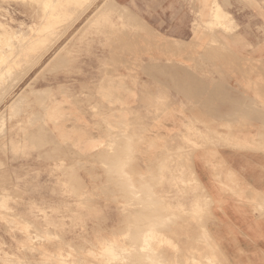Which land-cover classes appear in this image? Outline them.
Instances as JSON below:
<instances>
[{"label": "rangeland", "instance_id": "rangeland-1", "mask_svg": "<svg viewBox=\"0 0 264 264\" xmlns=\"http://www.w3.org/2000/svg\"><path fill=\"white\" fill-rule=\"evenodd\" d=\"M94 1L0 0V264H229L195 162L264 153V0Z\"/></svg>", "mask_w": 264, "mask_h": 264}, {"label": "crops", "instance_id": "crops-1", "mask_svg": "<svg viewBox=\"0 0 264 264\" xmlns=\"http://www.w3.org/2000/svg\"><path fill=\"white\" fill-rule=\"evenodd\" d=\"M220 155L219 168L204 158L195 162L196 175L211 199L213 237L229 264H264V153Z\"/></svg>", "mask_w": 264, "mask_h": 264}, {"label": "bare ground", "instance_id": "bare-ground-1", "mask_svg": "<svg viewBox=\"0 0 264 264\" xmlns=\"http://www.w3.org/2000/svg\"><path fill=\"white\" fill-rule=\"evenodd\" d=\"M27 1V0H26ZM74 1H76L77 3H78V0H36V3L37 4H39V5H42L43 7H44V9H46L45 11L47 12L45 15H46V18H47V21L45 20V22H46V24H44V26H42V27H40L39 29L38 28H36L37 30H35L36 32H39L41 35H39L38 36V38L36 39L37 40V42H38V44L37 45H40V44H42V42L43 41H45V39H46V37H48V34H51V31H53L54 30V27H55V25H56V23L61 19V17H60V15L61 14H63V13H67L68 11V8H69V6L71 5V4H73L74 3ZM23 2V1H22ZM94 2H96V0L94 1ZM93 4V3H92ZM28 6V5H27ZM30 6V5H29ZM23 7V6H22ZM24 9H26V7L24 8ZM23 9V10H24ZM43 9V10H44ZM29 10V9H28ZM39 10V9H38ZM44 11V12H45ZM31 12V11H30ZM38 12V11H37ZM43 12V13H44ZM86 12V11H85ZM26 13H29V12H26ZM4 15V14H3ZM35 15V14H34ZM41 15V14H40ZM43 15V14H42ZM91 16V15H90ZM45 17V16H44ZM43 17V18H44ZM39 20H41V19H39ZM34 21V20H33ZM43 21V20H42ZM61 21V20H60ZM74 21V20H73ZM40 22V21H39ZM44 22V23H45ZM73 23V22H72ZM9 26H10V23H9ZM21 26V25H20ZM58 29V28H57ZM8 30V29H7ZM9 31V30H8ZM12 31V30H11ZM21 31V30H20ZM34 31V30H33ZM32 31V32H33ZM35 33V32H34ZM21 34H22V32H21ZM24 34V33H23ZM5 35H8V34H5ZM19 35V34H18ZM32 35H35V34H32ZM24 36V35H23ZM26 36V35H25ZM11 37H14V36H11ZM10 37V38H11ZM34 37V36H33ZM3 38V37H2ZM5 38H7V37H5ZM9 38V37H8ZM18 38V37H17ZM26 38V37H25ZM29 38H30V36H29ZM32 38V37H31ZM34 39H35V37H34ZM34 39H32V40H34ZM0 40H2L1 39V37H0ZM5 40V39H4ZM12 40V39H11ZM11 40L9 41V43L11 42ZM29 40V39H28ZM27 41V40H26ZM3 41H1L0 42V44L2 43ZM6 42V41H5ZM16 42V41H15ZM14 42V43H15ZM28 42V41H27ZM48 42V41H47ZM9 43H8V45H9ZM7 44V43H6ZM17 44V43H16ZM25 44V43H24ZM44 44V43H43ZM3 45V43L1 44V50H3L2 48H3V46H6L5 45V43H4V45ZM32 46V44L30 43L29 44V46ZM36 45V46H37ZM16 46V45H15ZM48 46V45H47ZM214 46V45H213ZM6 48H7V46H6ZM9 48H10V46H9ZM44 49V48H43ZM6 50V49H5ZM7 50H9V49H7ZM34 51V50H33ZM9 52V51H8ZM22 52V51H21ZM20 52V53H21ZM48 52V51H47ZM2 53V52H1ZM1 53H0V59H2V55H1ZM15 53V52H14ZM38 53V52H37ZM4 54V53H3ZM22 54V53H21ZM20 54V55H21ZM36 54V53H35ZM42 56V55H41ZM19 58H20V56H19ZM27 58V57H26ZM28 59V58H27ZM35 59V58H34ZM34 59H32L33 61H34ZM39 59V58H38ZM37 59V60H38ZM15 60V59H14ZM14 60H12V61H14ZM22 60V59H21ZM11 61V62H12ZM36 61V60H35ZM18 62V60L16 61V63ZM15 64V63H14ZM12 65V64H11ZM19 65V64H18ZM34 65V64H33ZM8 68V67H7ZM6 68V69H7ZM10 68V67H9ZM14 71V70H13ZM2 72V70L0 69V73ZM8 72V71H7ZM5 73H6V70H5ZM6 75H7V73H6ZM5 75V76H6ZM2 76H3V74H2ZM4 76V77H5ZM2 78V77H1ZM3 80V79H2ZM14 89V88H13ZM42 103V102H41ZM3 120V119H2ZM2 122V121H1ZM106 126V125H105ZM110 130V129H109ZM114 132V131H113ZM114 135V134H113ZM122 136V135H121ZM126 136V135H125ZM124 137V136H123ZM131 138V137H130ZM123 139H125V138H123ZM122 139V140H123ZM112 140V139H111ZM110 141V140H109ZM113 141V140H112ZM121 141V140H120ZM124 142V141H123ZM116 144V143H115ZM117 145V144H116ZM104 146H106V145H104ZM128 146V145H127ZM122 147V146H121ZM125 147V146H124ZM118 149H120V148H118ZM104 150V149H103ZM108 150V149H107ZM115 150V149H114ZM126 152V151H125ZM107 153V152H106ZM119 153V152H118ZM124 153V152H123ZM123 153H122V155H123ZM117 154V153H116ZM113 155V154H112ZM107 156V155H106ZM124 156V155H123ZM91 157V156H90ZM101 157V156H100ZM110 157H111V155H110ZM115 157H116V155H115ZM97 158V157H96ZM95 158V159H96ZM103 158V157H102ZM105 158V157H104ZM92 159V158H91ZM107 159V158H106ZM125 159V158H124ZM131 160V159H130ZM96 161V160H95ZM112 162V161H111ZM119 164V163H118ZM126 164V163H125ZM124 164V165H125ZM98 165V164H97ZM115 165V164H114ZM103 166V165H102ZM116 168V167H115ZM105 169V168H104ZM107 169V168H106ZM118 170V169H117ZM120 170H122V169H120ZM113 171V170H112ZM121 172V171H120ZM111 173V172H110ZM115 173V172H114ZM124 174V173H123ZM108 175H110L109 174V172H108ZM116 177V176H115ZM125 178V177H124ZM107 180H108V178H106ZM117 179H119V178H117ZM106 180V181H107ZM119 182H121V181H119ZM107 183V182H106ZM110 184V183H109ZM111 184H113V183H111ZM116 184V183H115ZM115 184H113V185H115ZM116 189V188H115ZM113 191V190H112ZM111 191V192H112ZM129 192H131V191H129ZM110 193V192H109ZM126 193V192H125ZM120 194V193H119ZM121 194H123V193H121ZM130 195V194H129ZM121 196V195H120ZM124 199V198H123ZM126 200V199H125ZM131 200V199H130ZM195 200V199H194ZM114 201V200H113ZM129 201V200H128ZM196 202V201H195ZM128 203V202H127ZM149 206V205H148ZM124 213V212H123ZM125 215V214H124ZM147 215V214H146ZM171 215V214H170ZM123 216V215H122ZM131 216V215H130ZM148 216H150V215H148ZM154 216V215H153ZM130 218V217H129ZM128 219V218H127ZM167 221H169V220H167ZM143 222V221H142ZM164 222V221H163ZM127 223V222H126ZM154 223V222H153ZM162 223V222H161ZM138 224V223H137ZM142 224V223H141ZM154 225V224H153ZM157 225V224H156ZM146 226V225H145ZM144 227V226H143ZM154 228V227H153ZM122 230V229H121ZM145 231H148V230H145ZM142 232H144L143 231V229H142ZM151 232V231H150ZM146 233V232H145ZM120 234V233H119ZM122 234V233H121ZM138 235V234H137ZM141 235H142V233H141ZM153 235V234H152ZM131 236V235H130ZM147 236H149V235H147ZM141 238V237H140ZM124 239H126V238H124ZM139 241V240H138ZM125 242V241H124ZM129 243H131V242H129ZM144 243H145V241H143V246H144ZM147 243V242H146ZM149 243V242H148ZM134 244V243H133ZM148 245V244H147ZM142 246V247H143ZM149 246V245H148ZM138 247V246H137ZM140 247V246H139ZM147 247V246H146ZM151 247V246H150ZM124 249H127V248H125L124 247ZM82 250V249H81ZM129 251H131V250H129ZM133 251V250H132ZM151 251V250H150ZM113 252H114V250H113ZM147 252V251H146ZM152 252V251H151ZM112 253V252H111ZM123 253V252H122ZM132 253H134V252H132ZM131 253V254H132ZM138 253V252H137ZM136 253V254H137ZM142 253H144V252H142ZM119 254V253H118ZM154 254V253H153ZM114 255H116L117 256V254H114ZM115 257V256H114ZM157 257H160V256H157ZM106 259V258H105ZM104 259V260H105ZM119 259H121L120 261L122 262V258H119ZM147 259H149V258H147ZM151 259V258H150ZM158 259V258H157ZM118 260V259H117ZM139 260V259H138ZM142 260V259H141ZM119 261V262H120ZM129 261V260H128ZM137 261V260H136ZM135 261V262H136ZM148 261V260H147ZM193 261V260H192ZM134 262V261H133ZM134 262V263H135ZM151 262V261H150ZM153 262V261H152ZM161 262V261H160ZM189 262V261H188ZM209 262V261H208ZM115 263V262H114ZM127 263V262H126ZM138 263V262H137ZM141 263V262H140ZM118 264H120V263H118ZM150 264V263H149ZM160 264V263H159ZM205 264V263H204Z\"/></svg>", "mask_w": 264, "mask_h": 264}]
</instances>
